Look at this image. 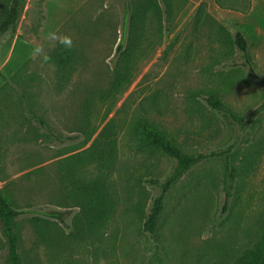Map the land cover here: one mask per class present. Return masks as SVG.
<instances>
[{
    "label": "rangeland",
    "instance_id": "obj_1",
    "mask_svg": "<svg viewBox=\"0 0 264 264\" xmlns=\"http://www.w3.org/2000/svg\"><path fill=\"white\" fill-rule=\"evenodd\" d=\"M20 1L15 27L0 39V190L29 212L16 223L25 262L240 264L257 254L264 86L231 37L246 34L264 78V0H159L155 14L129 24L132 72L116 90L125 0ZM126 1L138 7L144 0ZM12 4L0 0V24ZM49 32L70 35L81 55L63 87L52 57L60 45L46 39ZM38 46L50 62L34 54ZM210 95L236 118L209 106ZM144 121L203 158L172 181L177 161L145 145ZM100 153L115 157L107 172L118 201L102 224L91 225L71 178H93ZM160 195L163 210L150 235L143 224ZM34 216L42 219L37 227ZM6 253L0 224V264Z\"/></svg>",
    "mask_w": 264,
    "mask_h": 264
},
{
    "label": "trees",
    "instance_id": "obj_2",
    "mask_svg": "<svg viewBox=\"0 0 264 264\" xmlns=\"http://www.w3.org/2000/svg\"><path fill=\"white\" fill-rule=\"evenodd\" d=\"M161 1H164V3L166 2V0ZM158 4L159 0H144L143 3L137 7V4L132 6L131 2L125 0L124 23L122 27L123 36L117 46V53L121 56V63L116 68L111 90H116L122 86L123 83L128 80V76L132 72V51L126 43V32L128 31L129 24L131 26L132 22L138 18L137 16L148 11H152V13L155 14L159 7ZM21 10L22 2L20 0H13L11 8L0 24V39L3 34L15 27ZM231 42L233 46H236L242 53L244 57V66H246L264 86V78L256 71L254 61L251 57L250 43L246 34L241 30H237L234 35H232ZM52 57L57 65V79L59 85L63 87L70 81L73 72L80 64L81 55L76 47H73L71 50H65L60 46L54 51ZM205 100L213 109L224 111L236 118L229 106L217 96L210 95ZM111 122L112 121L103 127L98 137L95 139L93 146H95L96 140L99 139L111 125ZM140 125L143 140L147 147L162 151L177 161L178 165L174 176L171 178L172 181L203 158L201 155H195L184 150L179 143L171 138L165 131L159 129L154 123L144 121ZM112 156L114 155L105 157L103 153L98 155L95 161L100 165L99 171L93 178L78 176L71 178L72 190L81 197L82 213L86 215L91 225L102 224L118 201L111 188L110 174L107 172V170L112 168L115 164V157L113 158ZM230 170L231 176H234L236 172L235 167H229L228 171ZM227 196H229L228 192ZM162 210L163 195H160L152 203L144 220L143 228L150 235L156 234ZM27 213L29 212L17 207L13 200L5 192L0 190V224L7 241V253L2 264H27L20 249L21 239L16 229L17 218ZM49 216L60 220L63 219L61 213H52ZM31 220L32 224L36 227L42 222V219L37 216L32 217ZM240 264H264V241L257 254L251 259L241 261Z\"/></svg>",
    "mask_w": 264,
    "mask_h": 264
},
{
    "label": "clouds",
    "instance_id": "obj_3",
    "mask_svg": "<svg viewBox=\"0 0 264 264\" xmlns=\"http://www.w3.org/2000/svg\"><path fill=\"white\" fill-rule=\"evenodd\" d=\"M46 39L56 41L65 50H71L74 47L72 37L67 34L60 35L57 39V33L49 32ZM34 54H39L41 56L42 63H48L52 60V57L42 47H36L34 49Z\"/></svg>",
    "mask_w": 264,
    "mask_h": 264
}]
</instances>
